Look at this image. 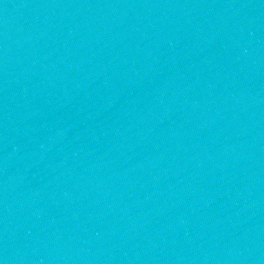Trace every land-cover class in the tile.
<instances>
[{
	"label": "water",
	"instance_id": "water-1",
	"mask_svg": "<svg viewBox=\"0 0 264 264\" xmlns=\"http://www.w3.org/2000/svg\"><path fill=\"white\" fill-rule=\"evenodd\" d=\"M0 264H264V0H0Z\"/></svg>",
	"mask_w": 264,
	"mask_h": 264
}]
</instances>
